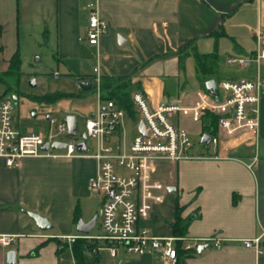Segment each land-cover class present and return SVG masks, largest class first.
<instances>
[{"label":"crops","instance_id":"0c3cea01","mask_svg":"<svg viewBox=\"0 0 264 264\" xmlns=\"http://www.w3.org/2000/svg\"><path fill=\"white\" fill-rule=\"evenodd\" d=\"M89 1L109 23L100 38L99 59L96 47L85 40ZM260 27H264V0H0V71L8 69L17 51L21 74L30 64L32 50L42 48L50 50L52 73L59 74L61 67L74 77L77 87L79 79H92L93 67L99 64L103 75L129 74L130 83L138 84L153 106L187 104L196 99L197 91L205 90L194 53H214V63L221 53L225 63L229 56L251 55ZM154 54L166 55L149 60ZM187 55L193 57L196 74L182 72ZM260 71L264 76V64ZM253 74L254 65H249L218 79ZM172 117L188 134H202L201 120ZM136 119L131 116L133 122ZM191 154L163 171L164 198L140 223L154 234L174 235L171 224L177 202L180 215L188 221L185 236L193 245L190 255L184 250L178 253L182 264H264V236L262 252L240 241L264 232V85L252 138L201 143L191 147ZM95 172L96 161L90 155L24 156L12 166L0 157V235L13 236L8 245L0 244V264H9L8 250L15 251L14 264H75L70 248L58 252L52 237L69 244L66 237L80 233L76 222L87 213V197L96 194L88 188ZM96 195L101 205L102 196ZM76 206L79 218L74 220ZM25 211L46 217L52 226L39 229ZM207 237L222 241L214 245L195 240ZM198 244L207 246L197 252ZM96 255L94 264H164L155 250L142 254L121 250L116 257L101 250Z\"/></svg>","mask_w":264,"mask_h":264},{"label":"built area","instance_id":"2783aa9c","mask_svg":"<svg viewBox=\"0 0 264 264\" xmlns=\"http://www.w3.org/2000/svg\"><path fill=\"white\" fill-rule=\"evenodd\" d=\"M87 26L85 40L96 47L99 59L101 36L107 32L109 23L93 1L85 5ZM256 48L253 54L229 56L227 62L238 67L254 65L252 76L222 78L215 81L216 94L199 90L192 103L164 102L153 106L141 88L131 92V100L138 119L133 125L136 130L124 140L122 126L126 110L113 100H101L103 73L99 64L93 67L90 79L95 89L98 103L96 110L85 118L82 133L70 134L65 122L49 116L48 127L42 131L20 132L13 125L12 99L8 94L0 95V157L8 166L16 165L24 156H82L90 155L96 161V172L88 181L90 191L102 196L99 208V233H78L67 236L71 242L83 237L96 242L91 252L108 250L117 256L126 253L142 254L147 250L160 253L164 264H176L177 247L189 250L191 238L176 235H157L140 223L146 219L154 206L160 203L166 193L163 171L170 165L185 158H191L192 140L186 130L171 120L172 115H188L200 121L206 111L218 115L217 132L210 135L208 144L218 145L225 139L249 140L256 133L264 76L260 67L264 64V27L256 29ZM53 76H58L57 72ZM131 80V79H129ZM143 121L144 132L139 131V121ZM63 137V138H59ZM94 139V152H81L78 141ZM54 141L64 142L61 148H52ZM47 148L43 149V143ZM252 162L248 165L250 166ZM264 232L251 238L240 239L246 247L262 252L261 237ZM13 236L0 235V244L8 245ZM213 241L219 245L220 237L195 239Z\"/></svg>","mask_w":264,"mask_h":264},{"label":"rangeland","instance_id":"374dc122","mask_svg":"<svg viewBox=\"0 0 264 264\" xmlns=\"http://www.w3.org/2000/svg\"><path fill=\"white\" fill-rule=\"evenodd\" d=\"M47 53H50V50L44 52L42 48H34L30 56V64L21 71L17 87L18 91L15 93L12 90L8 91V95L12 99L13 125L16 129L23 132L42 131L49 125L46 115L50 114L57 121H60L64 115L72 114L76 118V132L80 134L84 129L83 122L85 118L96 110L98 98L95 89L92 88L86 92H80L73 79L74 77L67 75L61 67L59 68L58 76L54 77L52 73L54 68H51L53 64L49 65L53 60L49 58ZM223 57L222 53L219 54L216 63L213 65V73L211 74L216 80L221 74L235 70L238 67L225 63ZM193 61L191 55H187L184 58L185 68L184 71L182 70L183 73L196 74ZM31 78L35 79L34 86L28 83ZM192 79L193 77H190V81ZM3 91L4 84L0 81V95L3 94ZM57 92H62V94H56ZM12 95H15V99L12 98ZM99 101L104 104L106 99L102 98ZM173 119L171 117V120ZM135 130L131 116L126 112L122 126L124 140H127L128 135ZM189 137L193 142V147L201 145L199 134H189ZM86 144L89 152L92 153L94 151V139L91 137L87 138ZM86 202L88 215L86 213L81 218L87 219L96 216L95 225L90 233H99L100 198L98 195L90 193ZM65 254H68V252L62 253L61 256L64 257Z\"/></svg>","mask_w":264,"mask_h":264},{"label":"trees","instance_id":"16d2710c","mask_svg":"<svg viewBox=\"0 0 264 264\" xmlns=\"http://www.w3.org/2000/svg\"><path fill=\"white\" fill-rule=\"evenodd\" d=\"M166 54H154L149 60L165 56ZM196 62V70L200 81L212 76L214 63V53H194ZM20 78V57L16 51L10 59L9 67L6 71H0V81L4 84V91L2 95L8 94L9 90L14 93L17 92V87ZM129 74L119 76L103 75L101 82V98L106 100H113L119 106L123 107L132 118H137V114L134 111L133 103L131 100V92L138 88V84L130 83ZM80 91V90H79ZM81 92V91H80ZM56 94H62L57 92ZM217 119L218 115L209 111L202 114V129L201 133H208L214 135L217 132ZM181 207L176 202L174 211V221L171 224L172 233L176 236H185L187 232L188 221L180 215ZM74 220L79 218L78 207L76 206L73 212ZM51 238V237H50ZM56 240L57 251L61 252L64 248L69 247L72 256L75 260V264H94L97 261L96 253H92L91 250L95 247L96 242L87 238L77 237L69 244L67 241L61 238L52 237ZM181 249L177 247V262L176 264H182V261L178 257V253ZM185 254H191V249L184 250ZM37 252V249L34 251ZM89 255L91 258H89Z\"/></svg>","mask_w":264,"mask_h":264},{"label":"water","instance_id":"95a60500","mask_svg":"<svg viewBox=\"0 0 264 264\" xmlns=\"http://www.w3.org/2000/svg\"><path fill=\"white\" fill-rule=\"evenodd\" d=\"M118 42H121L120 36H118ZM28 83H29V85L34 86L35 80L33 78H31V79H29ZM77 85H78L81 92H86L92 88V82L90 80H87V79H79L77 82ZM202 86L208 93L213 94V95L216 94V91H215L216 84H215V80L213 78L205 79L202 82ZM12 98L15 99V95H12ZM62 120L67 125L69 133L75 134V129H76L75 116L72 114H66L62 117ZM138 128H139V131L144 132V125H143L142 120L139 121ZM82 137L85 139L86 134L82 133ZM209 141H210V135L208 133H202L200 135V142L201 143L208 144ZM64 146H65V143L60 142V141H54L51 144L52 148H61ZM76 147L81 152H87V150H88L86 143H85V140L78 141L76 143ZM42 148L43 149L47 148V142L43 143ZM167 189L170 190V187H168ZM25 212L31 219H33V221L35 222L36 226L39 229L47 230L52 226L46 217H44L38 213L32 212V211H25ZM95 221H96V216H93L88 221H83L81 218H79L76 222V229L80 233L88 234L91 231V229L94 227ZM206 246H207V244H198L196 246V251L200 252ZM6 261L9 264H14V262H15V251L14 250H8L7 251Z\"/></svg>","mask_w":264,"mask_h":264}]
</instances>
